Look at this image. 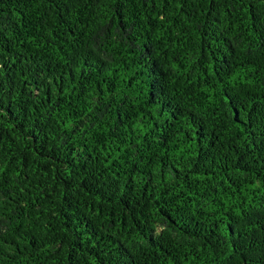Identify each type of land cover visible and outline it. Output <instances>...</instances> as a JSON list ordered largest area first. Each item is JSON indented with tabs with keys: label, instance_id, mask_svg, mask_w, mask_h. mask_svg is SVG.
Here are the masks:
<instances>
[{
	"label": "trees",
	"instance_id": "1",
	"mask_svg": "<svg viewBox=\"0 0 264 264\" xmlns=\"http://www.w3.org/2000/svg\"><path fill=\"white\" fill-rule=\"evenodd\" d=\"M0 264H264V0H0Z\"/></svg>",
	"mask_w": 264,
	"mask_h": 264
}]
</instances>
